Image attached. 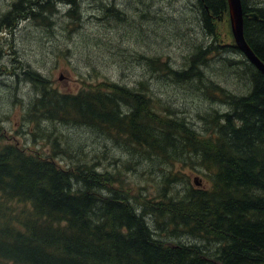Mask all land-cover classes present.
I'll list each match as a JSON object with an SVG mask.
<instances>
[{"label":"trees","instance_id":"16d2710c","mask_svg":"<svg viewBox=\"0 0 264 264\" xmlns=\"http://www.w3.org/2000/svg\"><path fill=\"white\" fill-rule=\"evenodd\" d=\"M22 1L1 18L3 24L11 26L25 14L47 18L42 12L50 1L36 0L27 10ZM198 3L201 22L212 36L227 2ZM68 4L74 16L77 4ZM260 16V21L244 19V34L264 62ZM199 63L195 54L186 70L172 74L180 82L191 80L199 76ZM162 68L169 67L162 63ZM245 71L250 81L246 93L215 87L228 110L210 119L207 135L184 120L159 114L142 90L109 82L103 88L61 92L40 75L32 76L37 96L29 115L34 122L45 118L102 128L117 144L131 146V152L154 153L153 161L179 169L163 174L156 197L133 195L119 172H99L85 163L66 168L55 156L39 155L0 135V262L264 264V74L248 60ZM187 162L202 170L207 187L190 183L182 168ZM181 181L186 186L177 192L174 183ZM170 188L176 198L168 194ZM181 232L215 245L209 250L170 240Z\"/></svg>","mask_w":264,"mask_h":264},{"label":"rangeland","instance_id":"374dc122","mask_svg":"<svg viewBox=\"0 0 264 264\" xmlns=\"http://www.w3.org/2000/svg\"><path fill=\"white\" fill-rule=\"evenodd\" d=\"M17 1L0 0L2 140L53 155L66 168L85 163L99 172H119L133 195L156 197L163 174L179 166L157 163L153 159L158 156L151 152H131V146L117 144L102 128L45 118L34 122L30 115L37 85L32 76L40 75L61 92L103 88L109 82L142 90L159 114L184 120L202 135L211 129L213 116L228 110L215 87L236 95L249 87L247 60L234 49L228 11L215 21L212 36L201 22L198 0H74V16L69 14L70 0H48L51 4L42 12L47 18L25 14L15 17L18 21L11 26L3 24L1 18ZM22 2L27 10L36 0ZM195 54L200 55L199 76L177 81L172 71L186 70ZM162 63L169 68L163 70ZM182 168L192 185L194 179L198 187L209 185L196 164L187 162ZM174 184L177 192L186 186L182 181ZM170 238L209 250L215 245L182 232Z\"/></svg>","mask_w":264,"mask_h":264},{"label":"water","instance_id":"95a60500","mask_svg":"<svg viewBox=\"0 0 264 264\" xmlns=\"http://www.w3.org/2000/svg\"><path fill=\"white\" fill-rule=\"evenodd\" d=\"M230 27L236 47L243 53L245 58L264 74V62L255 54L250 45L246 42L243 32V12L241 0H226ZM256 18L255 14H252ZM196 185H199L194 179Z\"/></svg>","mask_w":264,"mask_h":264},{"label":"flooded vegetation","instance_id":"af4514ba","mask_svg":"<svg viewBox=\"0 0 264 264\" xmlns=\"http://www.w3.org/2000/svg\"><path fill=\"white\" fill-rule=\"evenodd\" d=\"M245 11L244 13V19H251V20H259L261 17L260 15H264V0H260L258 3H254L251 5H246V7H243ZM256 13V18L252 17V14ZM260 21V20H259Z\"/></svg>","mask_w":264,"mask_h":264},{"label":"bare ground","instance_id":"6f19581e","mask_svg":"<svg viewBox=\"0 0 264 264\" xmlns=\"http://www.w3.org/2000/svg\"><path fill=\"white\" fill-rule=\"evenodd\" d=\"M242 5V4H241ZM242 12H243V8H242ZM255 15H256V13H254ZM243 32H244V13H243ZM244 38H245V40H246V42H247V39H246V36H245V34H244ZM248 43V42H247ZM253 50V49H252Z\"/></svg>","mask_w":264,"mask_h":264}]
</instances>
